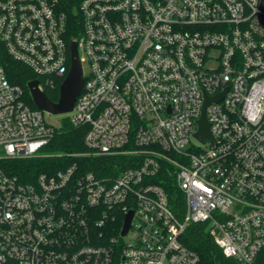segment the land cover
Here are the masks:
<instances>
[{
	"label": "built area",
	"instance_id": "1",
	"mask_svg": "<svg viewBox=\"0 0 264 264\" xmlns=\"http://www.w3.org/2000/svg\"><path fill=\"white\" fill-rule=\"evenodd\" d=\"M73 40L88 65L74 155L128 166L73 161L29 182L0 170V264H199L181 241L193 223L264 264V0H0V158L41 155L61 126L9 80L2 46L44 90L67 77ZM204 111L214 141L195 136ZM169 166L183 213L157 181Z\"/></svg>",
	"mask_w": 264,
	"mask_h": 264
},
{
	"label": "trees",
	"instance_id": "2",
	"mask_svg": "<svg viewBox=\"0 0 264 264\" xmlns=\"http://www.w3.org/2000/svg\"><path fill=\"white\" fill-rule=\"evenodd\" d=\"M64 3L66 4V1H64ZM68 10L73 13V11H75V6L68 5ZM75 23V19L73 18V34L76 32ZM1 58L9 80L24 88L29 104L35 107L28 82L36 79L37 75L28 66L11 57L3 46ZM62 82V78L56 77L53 85L44 86V91L47 96L55 102L59 100ZM84 136L85 129L83 127L74 126L68 118L64 120L58 128L55 137L46 147L44 153L36 157L0 158V170L15 174L20 180L29 182L33 181L41 172H52L60 167H65L73 161H78L84 169L92 170L102 176L111 174L116 176L121 170L128 166L129 158L125 155H74L79 152L87 151V147L84 143ZM171 169V166L164 169L157 181L162 184L167 191L173 208L177 212L183 213L186 209L185 195L179 188L174 176L169 172ZM121 223L122 219L120 218L117 223L118 227ZM181 241L187 248L194 251L199 256V264H245L234 257L224 254L222 248L216 243L215 237L209 231L207 223L190 224L181 237Z\"/></svg>",
	"mask_w": 264,
	"mask_h": 264
},
{
	"label": "water",
	"instance_id": "3",
	"mask_svg": "<svg viewBox=\"0 0 264 264\" xmlns=\"http://www.w3.org/2000/svg\"><path fill=\"white\" fill-rule=\"evenodd\" d=\"M71 57L70 71L61 84L60 97L57 102L51 100L45 91L41 89L39 79H33L28 82V87L36 107L53 114L71 113L73 111L76 99L84 83V68L79 57L77 42L75 40L71 41ZM223 95L224 94L221 93L216 97L208 98L206 104L211 100L221 99ZM199 125V130L195 133V136L203 142L214 141L205 111L199 120ZM132 216L133 211H130L125 219L122 231L123 234L128 231Z\"/></svg>",
	"mask_w": 264,
	"mask_h": 264
},
{
	"label": "rangeland",
	"instance_id": "4",
	"mask_svg": "<svg viewBox=\"0 0 264 264\" xmlns=\"http://www.w3.org/2000/svg\"><path fill=\"white\" fill-rule=\"evenodd\" d=\"M83 68L85 71L88 70L87 62H83ZM44 116H45V119L47 122H49L55 126H59L64 122V120L69 118L70 113L53 114V113H50L48 111H44Z\"/></svg>",
	"mask_w": 264,
	"mask_h": 264
}]
</instances>
